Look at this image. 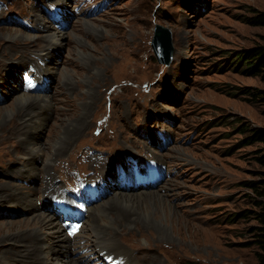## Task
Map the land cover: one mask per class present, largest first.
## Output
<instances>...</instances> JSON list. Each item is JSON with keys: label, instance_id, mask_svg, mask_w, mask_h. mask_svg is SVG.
I'll return each instance as SVG.
<instances>
[{"label": "rangeland", "instance_id": "374dc122", "mask_svg": "<svg viewBox=\"0 0 264 264\" xmlns=\"http://www.w3.org/2000/svg\"><path fill=\"white\" fill-rule=\"evenodd\" d=\"M68 1L64 9L69 17L57 13L55 0H0V193L14 185L41 186V178L20 163L26 150L12 120L22 122L15 95L21 90L36 93L42 86L54 108L46 110L49 117L37 133L38 144L53 150L60 148L53 147L58 138L62 144L71 141L67 156L55 160L58 169L53 171L62 188L52 202L64 199L69 205L66 194L79 189L87 199L86 184L98 186L100 180H95L99 163L92 158L124 150L132 172H143L137 181L159 185L156 191L168 192L165 197L173 208L169 218L174 221L164 215L153 219V233L119 236L137 257L136 264H264L259 242L264 143H248L251 134L264 131V70L249 75L228 66L237 51L264 46V24L255 23V16L264 12V0H109L96 15L87 9L101 0L81 8L77 5L84 0ZM38 7L66 32L63 46L50 47L48 54L34 52L47 46L32 11ZM157 25L171 31L170 63L160 61L153 47ZM15 31L34 34L36 41L28 40L24 48L16 45L7 37ZM25 54L31 59L19 62ZM46 64L62 73L48 77L41 71ZM66 118L75 123L63 128ZM141 141L157 149L161 159L144 156ZM153 160L160 180L148 171ZM109 181V193L110 187L135 190L140 185L122 178L119 185L116 176ZM169 184L172 188L166 191ZM91 198L97 202L110 195L101 190ZM36 210L0 201V238L18 233ZM56 211H62L70 237L90 232L87 210L80 215L64 206ZM92 249L80 253L90 255ZM95 254L94 264H109L104 253Z\"/></svg>", "mask_w": 264, "mask_h": 264}, {"label": "bare ground", "instance_id": "6f19581e", "mask_svg": "<svg viewBox=\"0 0 264 264\" xmlns=\"http://www.w3.org/2000/svg\"><path fill=\"white\" fill-rule=\"evenodd\" d=\"M68 2V0H55V4H58V7H60V11H57V13L63 12L61 14L62 16L67 14V17H69L68 11L64 9L68 6ZM32 11L35 12V21L38 22L40 36L47 42V46H44L45 48H39V50L34 52L37 54H48L49 48L52 46L61 48L64 44L62 38L66 33L65 30L61 28L62 26H56L53 22L50 23L48 14L41 10V8L38 7ZM35 36L34 34L20 33L19 31L7 35L8 38H11L10 41H12V43L22 45L23 48L24 45H29L27 43L28 40H35ZM96 49L102 51L101 45L96 46ZM22 58L23 60H19L21 63L27 61V58L31 59V57L26 54ZM33 65L38 68L36 62H33ZM6 67L8 66L6 65ZM9 67L13 70L11 65ZM41 71L47 72L48 77L50 75L52 76V74L56 75L62 73L57 66L51 64H46ZM64 77V82L67 84L65 86L69 87L70 85L67 82L65 74ZM41 81L43 82L44 78H42ZM36 91L35 93L34 90L31 92L21 90L15 95V99L21 103V108L18 109V113L20 114V118H22V122L19 124L17 121L16 124V118H14L12 120V128L14 134L20 138V142H22L21 144L26 150L23 156H21L22 159L20 158L22 160L20 163L25 164V167L30 169L34 175L41 178L42 183L40 187H34L33 189H27L24 185H14L10 192L6 194L0 193V201L7 202L12 205V207L24 206L25 208H37V210L35 212V217H32L33 219L29 221L26 220L25 223L21 225V229L18 233L8 232L4 237L0 238V241H2L0 264H94L91 259H95V252L99 254L104 253L107 257L114 256L120 264H136L137 257L129 248L119 241L121 240L119 236L129 234H142L146 236L149 233H153L154 228L151 225L152 220H159L163 215L168 220L174 221L173 218H169L173 208L165 197V194H168V192L164 194V192H160V190L156 191L159 185L155 186L148 181L145 182L142 180L139 183L137 181L138 177L129 167V156H124V153H128L127 151L115 152V149H112L114 152L112 151L110 153L111 155L106 153L95 156V158L92 159L97 162V164L99 163V165H97L99 175L95 178V180L100 179L97 181L99 184L96 182L100 188L99 192L103 190V196L107 193L110 195V198L94 202L91 196H97L99 192L97 195L86 192L87 199H85V192L81 189H76L77 191H71L69 194H66V198L70 201L69 205H72L74 209H84V212L87 210L86 224L90 230L89 233H83L81 231L79 234L75 235L76 237H70L67 233V225L63 223L60 218L62 214L56 211L63 207L61 201H64V199H55V201L52 202L51 196H53L55 191L62 188L56 181L54 173L56 171H53V169H58V167L54 166L56 163L55 160L58 157L64 158L67 156L71 141L69 143L63 141L64 143L62 144V138H58L53 144V147L54 145H60V148L56 149L55 147L53 150H48L43 144H38L37 133H40L45 128L49 117L46 110H53L54 103L51 94L47 90H43L42 86L41 89ZM31 104L34 106H31ZM43 110H45V114H43ZM74 123L75 119L66 118L61 126L67 128ZM126 136L131 138L129 135ZM66 138L65 136V139ZM136 143L138 144L139 141L136 140ZM129 147L130 146L126 147V149ZM141 147L144 149V156L160 158L159 154L156 152L157 149L152 148L147 142L144 143L141 141ZM151 151L154 152V156L153 154L150 155ZM156 155H158V157ZM39 158L42 160L41 164L35 162ZM135 159L138 161L140 157L136 156ZM154 164L156 165V162L153 160L150 165V172ZM31 165H33V168H30ZM10 168L8 170H10ZM59 170H61V167H59ZM16 171L22 174L25 173L21 169H17ZM114 176L118 178L119 185L122 184L120 181L122 178L125 179L126 182L136 185L140 184L139 186L143 187H141L140 190H138L140 188L139 186L136 188L134 187L135 190L128 188L127 185L124 186V189H114L110 187L111 193H109V180ZM151 177L152 179L155 178L152 174ZM5 184H3L4 187H7ZM69 185L72 186V184ZM166 187V191L172 188L171 184ZM37 192L40 195L39 197L35 196ZM9 197H12L13 201H11ZM78 199H80V202L83 199L85 203L81 204L78 202ZM117 206H124L126 210H119ZM73 213L76 214L75 211ZM84 239L85 242L83 243L82 240ZM91 246H93L92 254L89 255L87 252L80 253L85 247ZM152 247L153 245H148V248Z\"/></svg>", "mask_w": 264, "mask_h": 264}, {"label": "trees", "instance_id": "16d2710c", "mask_svg": "<svg viewBox=\"0 0 264 264\" xmlns=\"http://www.w3.org/2000/svg\"><path fill=\"white\" fill-rule=\"evenodd\" d=\"M255 23L264 24V12L255 16ZM228 66L236 68L249 75H259L264 70V46L237 51ZM257 141L264 143V131H255L249 136L248 143ZM260 160L264 163V155L260 156ZM261 187L260 193L264 195V180ZM259 219L263 222V226L260 227L261 232L259 234L261 238L259 239V242L264 248V203L261 204ZM261 260L264 263V259L262 258Z\"/></svg>", "mask_w": 264, "mask_h": 264}, {"label": "water", "instance_id": "95a60500", "mask_svg": "<svg viewBox=\"0 0 264 264\" xmlns=\"http://www.w3.org/2000/svg\"><path fill=\"white\" fill-rule=\"evenodd\" d=\"M171 31L157 25L153 39V47L160 61L170 63L174 51Z\"/></svg>", "mask_w": 264, "mask_h": 264}]
</instances>
